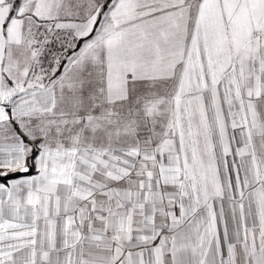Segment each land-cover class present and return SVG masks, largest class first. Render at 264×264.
<instances>
[{"label":"snow or ice","instance_id":"6c2138e0","mask_svg":"<svg viewBox=\"0 0 264 264\" xmlns=\"http://www.w3.org/2000/svg\"><path fill=\"white\" fill-rule=\"evenodd\" d=\"M0 264H264V0H0Z\"/></svg>","mask_w":264,"mask_h":264}]
</instances>
